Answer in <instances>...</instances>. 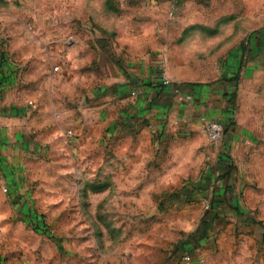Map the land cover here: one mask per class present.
Returning a JSON list of instances; mask_svg holds the SVG:
<instances>
[{"label":"crops","instance_id":"1","mask_svg":"<svg viewBox=\"0 0 264 264\" xmlns=\"http://www.w3.org/2000/svg\"><path fill=\"white\" fill-rule=\"evenodd\" d=\"M2 1L12 7L0 12V198L9 192L23 202L25 169L39 159H94L100 151L104 159H132L128 147L140 159L143 147L175 131L198 148V141L208 143L204 124L212 119L226 130L214 144L220 165L228 166L226 188L193 197L212 204L195 264H264V253L238 252L264 237V29L200 78L175 70L170 47L148 54L140 25L118 48L82 56L76 31L67 44L62 27H42L40 19L52 12L27 7L36 0L22 12ZM58 11L54 19L65 20ZM77 15L70 13L72 20ZM176 87L192 102L181 101Z\"/></svg>","mask_w":264,"mask_h":264},{"label":"rangeland","instance_id":"2","mask_svg":"<svg viewBox=\"0 0 264 264\" xmlns=\"http://www.w3.org/2000/svg\"><path fill=\"white\" fill-rule=\"evenodd\" d=\"M27 1L12 0L13 8L22 12ZM31 5L52 12L39 23L52 31L62 27L67 44L76 31L82 56L86 49L97 58L105 48H118L140 25L148 54L156 57L162 45L170 47L175 70L200 78L264 29V0H36ZM11 7L0 0V12ZM56 11L65 20L54 19ZM71 12L78 13L73 20ZM155 31L161 35L153 36ZM167 70L166 65L159 69ZM152 143V149L142 148L140 159L128 147L132 159H104L100 151L94 159H39L27 166L23 202L9 192L0 198V264H179L188 252L199 259L203 216L210 209L206 199L193 197L225 189L221 178L228 166L220 165L215 145L198 141L192 148L180 132ZM0 192L4 195L1 187ZM27 204L31 210L23 209ZM250 246L238 252L264 253V237Z\"/></svg>","mask_w":264,"mask_h":264},{"label":"built area","instance_id":"3","mask_svg":"<svg viewBox=\"0 0 264 264\" xmlns=\"http://www.w3.org/2000/svg\"><path fill=\"white\" fill-rule=\"evenodd\" d=\"M59 67H55V71H58ZM162 83L164 85H169L170 80L168 79L167 75L165 73L161 76ZM174 94L180 98L181 101L190 103L192 102L193 98L189 94H185L182 92L180 87H176L174 89ZM204 132L208 138V141L211 145L217 144L224 138L225 134V128L222 123L216 121V120H207L204 124ZM6 191V190H5ZM209 209V204H208ZM179 264H195V258L194 255L191 253H185L182 255Z\"/></svg>","mask_w":264,"mask_h":264},{"label":"trees","instance_id":"4","mask_svg":"<svg viewBox=\"0 0 264 264\" xmlns=\"http://www.w3.org/2000/svg\"><path fill=\"white\" fill-rule=\"evenodd\" d=\"M225 132H226V130H225ZM225 159H229V158H225ZM226 188V187H225ZM212 208V204L211 203H209V209H211Z\"/></svg>","mask_w":264,"mask_h":264}]
</instances>
